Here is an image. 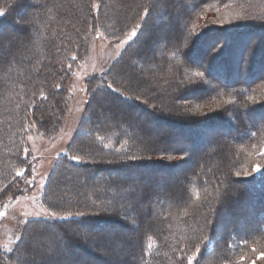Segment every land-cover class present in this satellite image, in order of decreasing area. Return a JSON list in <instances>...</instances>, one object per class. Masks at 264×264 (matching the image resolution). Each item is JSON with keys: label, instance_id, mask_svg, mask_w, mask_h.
<instances>
[{"label": "trees", "instance_id": "16d2710c", "mask_svg": "<svg viewBox=\"0 0 264 264\" xmlns=\"http://www.w3.org/2000/svg\"><path fill=\"white\" fill-rule=\"evenodd\" d=\"M23 1L25 0H10L13 6L11 8L12 12L9 16H6V20H8L7 22H11V20L16 19L18 12L21 13V16L23 19L25 18V20L26 17L28 18L29 16V19H27L29 22H27V24L21 23L25 26L23 29L27 27L25 31H22L24 34L21 35V31L17 30L18 27L15 23H11L12 31L5 32L3 28L0 29V39L4 36L5 38L7 37V43L4 46H0V114L3 108L5 110H11L16 104L19 108V113L29 110L31 106H28L30 103L27 98L29 96L27 86L32 83L29 79L34 77L33 81L35 82L33 83H35V85L43 83V87L37 88V91H35L37 96L34 100H36V102L40 101L38 96H40L41 93L39 92H41L42 89L50 91L48 89L49 84L58 82L57 77L60 76V70L65 76L70 74L68 67L70 63H66L65 60H69V62L70 60H77V52L71 55V50L76 48L79 51L82 47L73 46V44L70 43V40L73 38L75 41L81 39L83 35L82 27H71V30L67 29L66 32L64 31L63 35L55 28L58 24L62 25L64 20H66V18L60 16L61 11L58 10L63 8L64 5L67 6V0H55L49 9L43 10L44 12L42 14L39 13L37 15V21L35 25H33L35 28L38 27L35 40H33V45L27 43V36H29L28 28L32 27V23L30 22L33 18L32 7L34 3H28L25 8V6L23 7ZM197 1L198 2L190 0L187 4L188 0H184L182 3V9H185V11L181 15L180 25L178 26L175 24V28L177 29L175 33L171 35V37L175 36V39L171 40L169 37L170 35L161 37V40L157 37L156 44L162 43V45L166 46L168 49H165L164 53L163 50L156 55L152 52L146 60L147 52L152 47L150 38L144 40L139 37L138 43L132 47L136 52L137 63L141 64V62H145L146 60L147 67H153V73L161 77L157 79L158 81H163V89L161 88L160 92L152 96V94L148 92L153 84L146 86L143 91L140 87L141 83L138 81L139 79L136 80L134 78V82L131 80L132 77L129 71L131 69L140 70L139 67L141 66L135 64L131 67L130 64L126 63L127 59L124 61L126 53H124L117 62L123 65L124 68L115 71L111 69V67L110 71H108V73L106 72V75L111 73V75L116 77L115 80L117 78H119V80L125 79L126 81L124 80V82L129 85L125 92L141 91L144 95L150 94L151 96H149V98L155 100L160 107L166 108L171 113L172 111H179V106L176 104L178 101L177 96L194 99V101L197 102L202 101L207 104L218 103L217 106L223 107L224 109L222 110V108H219V112L215 115L192 123L175 119L173 123L175 126L179 127L180 130L192 132L193 136H189V134L185 135L183 134L184 132L181 131L179 139H171L170 141V138H167L161 144L158 142L159 145H157L153 140L150 141L148 138V127L155 126V119H157V117L152 115L153 117H151L147 125L134 122V119L137 118V114H133V110L130 111L132 104H129L134 102L132 100V102H129L130 100L121 94V90H119V92H114L108 87H105L103 90L107 93L111 103V105L107 106L109 107V112L115 110V112L119 114L118 111L122 109L125 117L121 120L119 128L109 133L108 137L100 136L97 138L99 148L106 147L107 150L104 151L110 158L126 155L133 150L153 154L152 148L159 149V151L162 152L167 150L169 151V155L178 153L190 156L191 151L195 149L194 152L196 153L192 155L190 165L187 166L182 163V169H180L183 174L182 177L176 180L178 177L175 176L173 178L175 181H172L175 183L172 185L164 181L165 186L163 185V180H161L159 185H162V188L164 187L161 190L157 181L154 186L152 184L148 185L143 183L144 177L137 172H133L131 176L118 175V177H116L117 173H114L113 176L109 174L120 167L119 165H124L126 167L141 166V164L148 162V160L134 158L128 161H123L121 159L109 161L102 159L101 154L95 151L96 154L91 155L92 160L79 163L80 161L76 162L71 156H80V158H83V156L81 154L78 156L77 150H71L61 157V159H64L70 165H76L78 169L81 168V172L88 175L90 178L93 175L96 182L94 185L93 183L88 184L84 181L83 187L80 186L74 194L72 192L69 195L67 194L71 199L73 197L72 200L76 199L77 201L78 199H83V204H85V206L79 208V213L82 215L70 220L47 221L33 219L27 223L23 235H25V233H30V231H34V229L40 226H57L58 233L53 234V236H56V238L59 237L60 240H64V243L77 246L78 243L73 238L74 234L71 233V231H62L59 225H70L73 222L82 221H87V223H91L92 221L96 223L100 221L102 223L104 220L115 221L121 224V221L116 216H120L122 220L129 219L131 216H134L135 212L133 209L126 207V204H123L124 202L121 196L118 198L116 196L117 194H127V196L130 194L129 198L135 201L137 207L145 211L142 215L139 214L140 216L138 215L136 220L134 219L138 228L133 230L130 229L128 225L121 224L123 228L117 233H110L111 235L108 236L97 233L92 242L94 246L98 245L102 249H105L104 251H108L109 256L110 253L116 256L114 251L111 252L109 250L111 247L118 243H124L128 252L120 256L125 264H187V261L181 258L186 255H191L196 247L200 248V253L197 255V259L193 264H242V256L249 257L251 253L263 250L260 248L264 243V172L260 177L246 175L244 178L237 176L236 173L243 171L240 169L243 167L242 164L244 162L247 164L250 161L249 166H251L254 161L264 160V155L259 154L262 150L261 146L264 145V100L260 99L253 100L251 103L247 102V98L251 95L255 96L259 94L260 97H264V92H260L258 91L259 89L256 88L259 84L264 82V75H261L263 68L261 65L258 66V64L263 61L262 54H264V42L260 44V47H257V49L259 48V53L257 54L258 58L256 57L257 62L254 63L248 74L249 80L256 78V83L249 84L250 82L247 83L244 82L243 79L241 80L243 77L242 72L241 74L239 73L236 65H233L228 57L230 54H234L235 48L233 44L239 43L242 37L252 32H257L258 30L264 32V25H259L260 27H258V29H256V27L249 28L247 26L235 30L227 29V34L229 33L231 36L229 47H223V51L220 54H211L207 59L201 57V54L199 55L201 49L200 44L204 42L205 36L191 45L186 51H183L182 48L180 50L179 46H184V44L190 41L192 35L190 33L186 34L190 16L199 13L204 8L203 6H220L232 3L233 1L244 3L250 5L249 10L246 11L245 14L247 17H253V21L259 19L261 22H264V8H254L252 6L255 2H262L264 4V0ZM105 2L108 3L109 0H100L101 5L105 4ZM163 2L165 4L166 0H163ZM176 5L177 3H171V6ZM67 7H69V5ZM18 8L20 9L18 10ZM89 12H91L90 8ZM91 14L93 13L91 12ZM73 16L77 17L78 14ZM83 18H85V16H83ZM83 18H81L82 24H84ZM33 30L34 29L31 28V31ZM146 31L147 30L143 32L145 33ZM143 32L141 35H143ZM207 36L208 35H206V38ZM59 38L63 41H68L64 42L63 45L61 44L63 48H59L57 51L54 44ZM140 42L143 46L138 45ZM156 44L153 47L154 50L158 49ZM18 47H25V51H23V49V55L17 58L16 53ZM170 48L174 53L172 56L167 54ZM129 50H127V52ZM231 55L230 57H232ZM36 56L40 58L38 68L34 67V62L37 60ZM73 57H75V59H73ZM242 57L243 53L239 54L237 59L239 60L240 58V60H242ZM169 69H171V73L175 72V78L174 76L171 78L165 76L168 75ZM145 71L146 70H144V72ZM197 72H202L204 75L197 76ZM148 73L150 72L148 71ZM166 78L169 79L167 80ZM184 78H186L185 82H183ZM20 82L24 84L22 90L18 88ZM111 85L113 88L116 87L114 83ZM202 88L204 92L197 90ZM57 89V94L63 92L61 87ZM19 91L22 95L20 98L15 97V94ZM52 92L55 93L54 91ZM89 101H91V99H89ZM26 102H28V105ZM121 102L125 104L126 107H124ZM117 104L121 105L120 109H118ZM135 104L140 105L139 103ZM150 111L152 110H149V112ZM219 113H231L233 118H237V120H231L228 119V117L225 119L222 116H218ZM17 118H19V116ZM166 118L167 117L164 119ZM98 120L101 123L105 122L99 117ZM7 121H5V123L9 125L5 124L6 126L0 127V149L4 154L1 155L8 158L9 153L12 155L14 153L6 152L8 146H4V143L1 142L4 137L7 138V143L10 142V140L11 142L16 140V137L19 139L18 135L21 131L19 127H22V125H18L21 120L16 119V121H10L7 119ZM56 122L57 121H55V124ZM214 125L222 127V131L220 130L221 134L215 135L216 137L211 145L208 146L207 144L208 147L199 150L198 148L203 145L199 146L197 141L199 139L204 141V134L201 128ZM97 129L102 133L100 125L97 124V128L93 127V129L88 132V136L92 133H96L98 131ZM231 131H233V133ZM226 132L227 134H225ZM127 135L129 139L126 141L125 147L119 149L120 138ZM106 138H109L110 145L112 146L106 144ZM89 139H91L92 142V138ZM144 141H146V144L149 143L147 147L141 145V142ZM192 144L193 148H191ZM227 145L231 157L232 154L236 157L237 153L235 160L232 158L228 161V155L225 152ZM85 146L91 147L92 144H87ZM71 148H73V145ZM92 148L93 147H91V149ZM90 153L92 154L93 152ZM20 157V161L23 162L22 156ZM238 157H241V159ZM232 160L234 162H232ZM18 171L19 170L14 171V180L20 179L16 175ZM104 188L106 191L101 192V189ZM134 188L135 190L139 188L140 193L137 191L128 193ZM81 189H83V191H81ZM87 191H91L95 193V195H100L102 193V198L100 197L101 195L99 196V203L92 201L93 205H97L98 213H92L93 210L90 208L88 209V202L86 200V197H88ZM197 193L199 194V198H197ZM234 196L237 197V199L234 200ZM68 198L69 197H67V199ZM241 201L244 203L246 202L248 205V208L244 211ZM189 204L191 205L189 206ZM227 208L239 212L238 214L235 213L232 224L230 223L231 219L225 218L224 220L225 225H230L232 231H223L224 233H221L219 239L216 241L214 238V248L212 251L208 252L205 248L209 245L210 239L218 233V231H213L215 230L213 228L220 227V211ZM226 213L228 214V212ZM111 217L113 220H111ZM202 217L204 218L201 219ZM208 237L210 238L209 240ZM25 243H29V237L27 236L19 242L17 250L11 254L19 256V254L22 253L25 255L24 259L21 260L19 264H35L33 259H31V256H35L34 253H25L24 251L27 250L26 247L22 250ZM253 248L260 250L253 251ZM126 249L124 251H126ZM82 250L85 251L84 249ZM92 256L99 258V255H95V253H93ZM54 261L52 262L53 264H60V261L56 259ZM66 263L70 264V261Z\"/></svg>", "mask_w": 264, "mask_h": 264}, {"label": "rangeland", "instance_id": "374dc122", "mask_svg": "<svg viewBox=\"0 0 264 264\" xmlns=\"http://www.w3.org/2000/svg\"><path fill=\"white\" fill-rule=\"evenodd\" d=\"M53 1L55 0L23 1V7L25 6V8L28 3H34V6L32 7L33 18L30 22L32 23L31 28L34 30L31 31V28H28L29 36H27V43L33 45V40H35L38 27L35 28L33 25H35L37 21V15L39 13L42 14L44 12L43 10L49 9V7L52 6ZM189 1L190 0H188L187 4ZM195 1L198 2L197 0ZM66 2L69 7L64 5L63 8L58 10L61 11L60 16L66 18V20H64L62 25L58 24L57 27H55L56 30L62 35L64 31L66 32L67 29L71 30V27L74 26L82 27L83 31L80 40L75 41L74 38L70 40V43H72L73 46H82L79 51L76 48L71 50V55H73L74 52H77V60H70V62L69 60H65L66 63H70L68 65V67L70 66V74L65 76L60 70V76L57 77L58 82L49 84L48 89L50 91L42 89V91L39 92L41 93L40 96H38L40 101L37 102L34 100L37 96L35 91H37V88H42L43 83L35 85V83H33L35 82L33 81L34 77L30 78L29 81L32 83L29 84V86L26 85L27 91H29V96L27 98L30 105H28V102H26V104L29 107L31 106V108L27 111H23V113H19V108L16 104L11 110H5L4 108L1 110L0 127L9 125L5 123L7 119L10 121H16V119L21 120L18 125H22V127H19L21 128L20 134L18 135L19 139L16 137V140L12 142L10 140V142L7 143V138L4 137L1 142L4 143V146H8V149H5L6 152H12L14 154L12 155L9 153L7 158L6 156H3L4 154L0 149V211L5 212V215L0 217V264H19V262L24 259L25 255L20 253V251L19 256L11 253H14V251L17 250L19 242L25 236L29 237V243H25L22 250L26 247L27 250L24 251L25 253H34L35 256H31V259H33L35 264H51L55 259L60 261V264H67V261H70V264H125L120 256L121 254L124 255L128 252L123 242V244L118 243L109 249L111 252L114 251L116 256L111 255V253L109 256L108 251H104L105 249H102L98 245L94 246L92 242L95 234L101 233L104 236H108L111 235L110 233H117L123 228L122 225H128V227L133 230L138 228L135 220L139 214L142 215L145 211L137 207L135 201L129 198L130 194H128V196L127 194H117L116 197L118 198L121 196L124 202L122 203L124 205L126 204V207L134 210V216L122 220L120 216L111 215L118 217L122 225L119 222H112L110 220H104L102 223L100 221L96 223L94 221L91 223L82 221L73 222L70 225H59L62 231H71V233L74 234L73 238L78 243L77 246L64 243V240H60L59 237L56 238V236H53V234L58 233L57 226H40L37 229H34V231H32L33 233L30 231V233H25V235H23L27 223L33 219L47 221L60 220L52 219L50 217V213L52 212H55L57 217H68L67 220L81 216L79 208L85 206V204H83V199H78L77 201L76 199L72 200L73 197L71 199L67 194L69 195L71 192L74 194L80 186L84 185V181L88 184H94L96 182L93 175L90 178L88 175L81 172V168L78 169L76 165H70L64 159H61V157L69 151L77 150L78 156L80 154L83 156V158H80L79 156V160H76V162L80 161L79 163L92 160L91 155L96 154V152L101 154L102 159L109 161L114 159L128 161L129 159H132L130 157L148 160V162H144L141 166H116L118 168H114L115 170L109 174L113 176L114 173H117L116 177H118V175L131 176L133 172H137L144 177L143 183L148 185L152 184L153 186L156 184V181L159 185L161 180H163V185L164 181L169 183V185L174 184L175 182L172 181H175V179L173 178L177 176L178 178H176V180H179L183 175L180 171V169H182V163L187 166L190 165L192 155L196 153L194 152L195 149L191 151L190 156L178 153L169 155V151L167 150L162 152L159 151V149L152 148L153 154L133 150L126 155L110 158L104 151L107 150L106 147L99 148L97 138L100 136L108 137L109 133L119 128L121 120L125 117L123 110L120 109V104H117L118 109H120L118 111L119 114L115 112V110L109 112V107L107 106L111 105L110 98L103 90L107 87V84L114 83L116 86L115 88L121 90V94L129 99V102H134L129 103L132 104L130 111L133 110L132 113L137 114V118L134 119V122L147 125L151 120V117H153L152 115L157 117V119H155V126L148 127V138L150 141L153 140L157 145H159L158 142L161 144L167 138H170V141L171 139H179L181 131H183V134L185 135L189 134V136H193L192 132H186L182 129L180 130L179 127L175 126L173 124L175 119L192 123L215 115L219 112V108H222V110L224 109L223 107H218V103L207 104L202 101L197 102L194 101V99L192 100L183 96H177L178 101L176 104L179 106V111H172L171 113L166 108L160 107L155 100L149 98V96H151L150 94L144 95L141 91L125 92L129 86L128 83L124 82L125 79L119 80V78H117L115 80L116 77L111 75V73L106 75V72L108 73L111 67V69L115 71L124 68L123 65L117 62L123 54L126 53V56L124 57V61L127 59L126 63L130 64L131 67L135 64L141 66L139 67L140 70L131 69L129 71V74L132 77L131 80L134 82V78L136 80L139 79L138 81L141 83L140 87L142 90L149 84H153L148 92L151 93L152 96L155 93L160 92V89L163 87V81L157 80L161 77H159L158 74L153 73V67H147L146 60L152 52L156 55L157 53H161L162 50L164 53L165 49H167L162 43L156 44L157 37L161 40V37L170 35L169 37L171 40L175 39V36L171 37V35L175 33V30L177 29L175 28V24L178 26L180 25L181 15L185 11L181 6L184 0H166L165 4L163 0H109L108 3L105 2V4L102 5L100 4V0H67ZM171 3H177V5L171 6ZM252 6L254 8H264L262 2H255ZM12 7L10 0H0V11H3L4 13V15L0 16V29L3 28L5 32L12 31L11 23H15L18 27L17 30L21 31V35H23L24 33H22V31L27 29V27L26 29H23L25 27L23 24L29 22L27 20L29 19V16L28 18L26 17L25 20V18L23 19L21 16V13L18 12L16 19L7 22L8 20H6V16L10 15ZM203 7L204 8L199 13L190 16V22L186 34L190 33L192 36L190 41L187 44H184V46H179V49L181 50L182 48L183 51H186L191 45L205 36V39L203 40L204 42L200 44L201 49L199 55L201 54V57L206 59L211 54H220L223 51V47H229L231 36L229 33L227 34V29L235 30L243 26L249 28L256 27V29H258V27L264 25V22H261V20L256 19V21H253V17H247L245 15L246 11L249 10L250 5L244 3L233 1L226 5H207ZM89 8L93 14L89 12ZM19 9L20 8H18V10ZM145 12H147V15H145ZM77 14V17L73 16ZM83 16H85V18H83ZM81 18H83L84 22H82L84 24L81 23ZM133 28L137 29V36L132 40H129L126 44L122 43L127 40V37ZM145 30L147 31L144 33L143 31ZM142 32L143 35H141ZM206 35H208L207 38ZM139 37L144 40L150 38V43L152 45L151 49L147 52L145 62H141V64L137 63L136 52L134 51V48H132L138 43ZM6 39L7 37L5 38V36L0 39V46H4L7 43ZM67 41L68 40L63 41L59 38L54 44L57 51L59 48H63L61 44L63 45L64 42ZM263 42L264 32L258 30L257 32H252L251 34L242 37L240 42L235 44L236 46L233 44V47L235 48L234 54H230L232 57L229 55L228 58L233 65H236L239 73L241 74L242 72L243 77L241 76V80L243 79L244 82H250L249 84H251L256 83L257 81L256 78L249 80L248 74L251 67L257 62V54L259 53V48L257 49V47H260V44ZM118 44H120V47H117ZM155 44L158 47L157 50L153 49ZM138 45L143 46L141 42ZM22 50L25 51V47L17 48V58L23 55ZM127 50L129 51L127 52ZM241 53H243L242 60H240V58L238 60L237 57ZM167 54L172 56L174 54L173 50L170 48ZM262 55L263 61L260 62L259 60L260 63L258 66H262L263 69L261 75L263 76L264 54ZM36 59L34 67L38 68L40 58L36 56ZM144 70L146 71L144 72ZM170 70L171 69L168 70L169 72L167 71L168 75L165 76L170 78L174 76L175 78V72L171 73ZM148 71L150 73H148ZM166 79L168 80L169 78ZM185 80L186 78L183 79V82H185ZM23 87L24 84L20 82V85L18 86L19 90L20 88L22 90ZM59 87L62 88L63 92L57 94L56 90H58L57 88ZM256 88L259 89L258 91L264 92V82L259 84ZM197 90L203 91V88ZM21 95L22 93L19 91L15 94V97L20 98ZM89 99H91V101H89ZM260 99L264 100V97H260L259 94H256L255 96L251 95L247 98V102L251 103L253 100ZM135 103H139L140 105ZM121 104L126 107L122 102ZM148 109L152 111L149 112ZM18 116L19 118H17ZM97 116L105 122H99ZM218 116H222L225 119L228 117V119L237 120V118H233L231 113H219ZM165 117L167 118L164 119ZM55 121H57L56 124ZM97 124L100 125L102 133L97 129L98 131L96 133H92L88 136V132L91 131L93 127L97 128ZM221 128L222 127H217L216 125L201 128L205 138L203 137L204 141L200 139L197 141L199 146L203 145L198 149L200 150L211 145L216 137L215 135L221 134ZM231 132L233 133V131ZM168 134L171 136H167ZM225 134H227V132ZM29 137H31V139H29ZM89 138H92V142ZM128 139V135L120 138L119 149L125 147ZM105 142L106 144H109V146H112L110 145L109 138H106ZM145 142L146 141L141 142V145L147 147V144L149 143L146 144ZM84 144H92L91 147L93 148L91 149L90 146L87 147ZM72 145L73 148H71ZM191 148H193V144ZM261 148V151H264V145L261 146ZM25 149H28L27 157H25ZM90 152L93 153L91 154ZM225 152L228 155V161L232 158L235 160L237 157V153L236 157L234 154H232L231 157L228 145L226 146ZM20 156H22L23 162L20 161ZM238 158L241 159V157ZM232 162L234 161L232 160ZM249 162L247 164L246 162L242 164L243 167L240 170L243 171L239 172V176L244 178L246 176L245 172L248 171L251 172V175L260 177L264 172V160L254 161L251 166H249ZM256 165H260V172L253 171ZM20 169L24 170L23 177H19V180H14V171H21ZM29 181H31V183H29ZM160 187L161 190L164 188H162V185ZM81 191H83V189H81ZM104 191H106L105 188L101 189V192ZM134 191L139 192V188H136V190L134 188L128 193H134ZM87 195L88 197H86V200L88 202V209H92V213H98L97 205H93L92 201L99 203L100 195H95V193H92L91 191H87ZM67 197L70 199H67ZM100 197L102 198V195ZM235 199H237V197L234 196V200ZM190 205L191 204H189V206ZM242 208L243 211L248 208L246 202H242ZM226 212H228V214ZM235 213L238 214L239 212L228 208L220 211V227L213 228L215 229L213 231H218V233L212 239L208 237V240L210 239V241L208 245L209 247L207 246L205 248L206 251L209 252L213 250V239L215 238V241L219 239V235L224 233L223 231H232L230 225H225L224 220L225 218L231 219L230 223L232 224V219L235 218ZM203 218L204 217L201 219ZM111 220H113L112 217ZM9 249H11V251H9ZM125 249L126 251H124ZM260 249L263 250L251 253L242 264H251L253 260L255 261V264H264V259L258 258L259 254L264 252V243ZM93 253L99 255V258L92 256Z\"/></svg>", "mask_w": 264, "mask_h": 264}, {"label": "snow or ice", "instance_id": "6c2138e0", "mask_svg": "<svg viewBox=\"0 0 264 264\" xmlns=\"http://www.w3.org/2000/svg\"><path fill=\"white\" fill-rule=\"evenodd\" d=\"M2 15H4V13H3V11H0V16H2ZM145 15H147V12H145ZM136 36H137V29H136V28H133V30L131 31V33H130L129 36L127 37V40L123 41L122 43H125V44H126L129 40H132V39H133L134 37H136ZM117 47H120V44H118ZM73 59H75V57H73ZM69 67H70V66H69ZM196 75H197V76H203L204 74H203L202 72H197ZM107 87H108L109 89H111L112 91H114V92H119V89L113 88L111 84H107ZM29 139H31V137H29ZM24 153H25V157H27V156H28V149H25V150H24ZM260 155H264V151H261ZM130 158L134 159L135 157H130ZM72 159L78 161V160H79V157H77V156H73ZM253 171H255V172H260V171H261V167H260V165H256V166L254 167ZM16 175H17L18 177H23V175H24V170L18 171V172L16 173ZM236 175L239 176L240 173L237 172ZM245 175H251V172L246 171V172H245ZM29 183H31V181H29ZM197 198H199V194H198V193H197ZM4 215H5V212H4V211H0V217H3ZM81 215H82V214H81ZM50 217H51L52 219H60V220H67V219H68V217H57L55 212L50 213ZM9 251H11V249H9ZM253 251H256L255 248H253ZM199 253H200V248H199V247H196L195 251L192 252L191 255H186V256L182 257L181 259H185V260L187 261V264H193V262L197 259V255H198ZM258 258L264 259V252H261V253L259 254V257H258ZM246 259H247V257H243V256H242V257H241V262H243V261L246 260ZM251 264H255V261L253 260V261L251 262Z\"/></svg>", "mask_w": 264, "mask_h": 264}]
</instances>
